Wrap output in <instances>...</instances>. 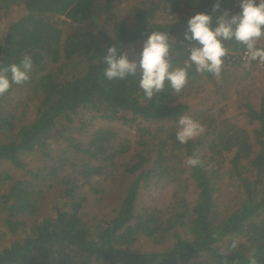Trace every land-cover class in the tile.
Here are the masks:
<instances>
[{"label": "trees", "instance_id": "trees-1", "mask_svg": "<svg viewBox=\"0 0 264 264\" xmlns=\"http://www.w3.org/2000/svg\"><path fill=\"white\" fill-rule=\"evenodd\" d=\"M123 1L132 0H0V20L13 7L25 10L0 35V66L20 64L25 55L33 61L30 81L13 84L0 96V163L26 171L25 159L30 156L53 162L49 172L36 174V180L0 171L4 222L0 242L12 241L0 245V264H247L246 254L252 248L258 264H264V105L260 110L245 106L248 122L256 125L253 131L223 118L224 108L202 110L194 120L205 127L204 134L181 144L176 137L178 121L190 109L182 101L203 80L217 81L212 74H200L192 65L179 94L166 84L152 100L139 87V72L123 80L104 75L109 47L130 53L153 31L169 34L172 68H184L187 48L199 46L185 40L189 19L203 13L212 16L215 24L225 11L240 14V5L236 0H147L134 22L125 24L115 12ZM217 3L219 10L213 11ZM163 9L169 11L171 21H157ZM63 17L66 25L72 24L67 34L60 23ZM225 46L229 54L220 79L245 63L244 45L232 40ZM18 90L21 96L15 105L12 95ZM35 100L39 102L35 117L17 129ZM84 113L92 115V122L101 119L134 127L136 142L112 128H99L86 144L78 142L76 132L88 128L80 119ZM195 152L201 153L204 167L186 166V158ZM118 167L134 177L120 208L110 219L90 222L85 213L88 197L82 191ZM227 179L236 184L243 199L221 216ZM39 180L63 188L42 220L37 216L47 190ZM153 181L177 187L165 210L139 209L142 191ZM189 181L194 184L193 200L188 196ZM234 235L241 244L219 255L222 242ZM171 239L170 249L132 252L141 240L164 245Z\"/></svg>", "mask_w": 264, "mask_h": 264}, {"label": "rangeland", "instance_id": "rangeland-1", "mask_svg": "<svg viewBox=\"0 0 264 264\" xmlns=\"http://www.w3.org/2000/svg\"><path fill=\"white\" fill-rule=\"evenodd\" d=\"M148 4L147 0H132L120 2L115 12L120 20L125 24H131L135 20L136 13L141 9V4ZM25 14L23 7H13L8 14H5L0 20V35L4 36L7 32L8 27L17 21L20 17ZM65 18H61L60 23L64 29V33L67 34L71 23L64 22ZM172 16L168 10H162L157 16L158 22L171 21ZM144 43L135 45L129 50L130 61H137L139 54L143 50ZM258 47H264V42H259ZM15 95V96H14ZM21 94L16 92L12 95L15 99V105H19L17 98H20ZM184 103L189 105L190 109L185 114L194 119V116L202 110H208L213 108L214 111H219L224 108L223 118L229 119L231 122L236 123L242 127H245L251 131L256 125H251L246 117L247 109L246 105L251 104L256 110H260L264 105V69L257 65L250 64L233 67L229 70L226 77L215 82H208L206 79L203 80V84L197 90L183 99ZM39 102L38 100L31 101L28 105V114L24 118L23 122L17 124V129L24 124L30 122L35 117ZM21 112V110L19 111ZM92 115L84 113L80 115L81 122L86 123L88 128L82 132H76L75 136L78 142L86 144L92 134L99 128H112L116 130L122 138L130 139L134 144L136 142V129L125 125L122 122L117 121H106L97 120L91 121ZM81 123H78L80 127ZM142 126H150L149 123L141 122ZM66 149V147H63ZM258 151V146L255 147ZM132 154L124 159L122 163H126ZM28 164L26 171L16 169L9 163H0V171H10L18 179L36 180V174L43 170L49 172V167L52 166L53 162L46 161L39 156H30L25 159ZM32 173V174H31ZM185 179H188V175ZM134 177L125 172L123 168L119 167L116 170H108V172L102 176L97 177L93 180V187L85 188L82 193L88 197V201L85 207V213L87 214L89 221L99 219H110L114 216V213L120 208L121 202L128 190L129 186L133 182ZM40 183L43 181L39 180ZM232 186H228V184ZM53 184V185H52ZM43 187L47 190L45 199L42 202L40 213L37 219L42 220L45 218L53 208L57 200L61 196L63 188L61 185L55 183L44 184ZM225 191L222 196V202L220 205V215L224 216L236 209L239 203L242 201V194H240L238 187L231 180H226ZM176 186L153 181L151 186L142 191L140 197L139 209L146 207H157L158 209L165 210L173 202L174 193ZM189 199H195V189L192 181H189ZM4 231V222L0 218V235ZM12 241L0 242L2 246H8ZM174 244L171 239L164 245L154 244L152 241L141 240L133 249L132 252L142 253L151 251H161L170 249Z\"/></svg>", "mask_w": 264, "mask_h": 264}, {"label": "clouds", "instance_id": "clouds-1", "mask_svg": "<svg viewBox=\"0 0 264 264\" xmlns=\"http://www.w3.org/2000/svg\"><path fill=\"white\" fill-rule=\"evenodd\" d=\"M242 12L230 15L229 12L218 17L198 13L188 21L185 40L196 42L199 46L187 48L189 58L184 68H172V51L168 33L153 31L147 37L138 62L130 61L127 51L121 52L118 46L107 49L104 62L107 67L104 75L108 80L126 79L129 75L140 73L139 87L147 100L165 91L168 84L173 92L179 94L188 83V71L192 65L200 73H210L217 81L221 78L224 60L229 54L225 42L234 40L245 46L243 54L245 66L257 62L258 67H264V47L258 43L264 40V0H242ZM219 10L217 3L213 11ZM190 33V34H189ZM174 40L173 38H171ZM33 68L31 56L25 55L20 64L13 63L8 67L0 66V96L9 92L12 85H24L30 81ZM9 74L10 77L9 78ZM205 127L188 115H181L178 121L176 137L179 143L187 144L201 137ZM188 167H204L201 153L195 152L185 160ZM211 165L207 166L211 170ZM241 244L238 236L226 238L219 249V255L225 256ZM247 264H258L256 249H250L246 254Z\"/></svg>", "mask_w": 264, "mask_h": 264}, {"label": "built area", "instance_id": "built-area-1", "mask_svg": "<svg viewBox=\"0 0 264 264\" xmlns=\"http://www.w3.org/2000/svg\"><path fill=\"white\" fill-rule=\"evenodd\" d=\"M236 3L238 4V5H240L241 3H242V0H236ZM257 3H258V0H257ZM243 54H244V52H243ZM243 54H242V59H243ZM244 61V60H243ZM263 69H264V67H262Z\"/></svg>", "mask_w": 264, "mask_h": 264}]
</instances>
